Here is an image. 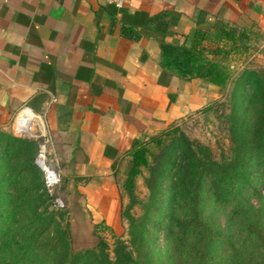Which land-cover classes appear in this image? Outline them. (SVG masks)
<instances>
[{
  "label": "crops",
  "instance_id": "0c3cea01",
  "mask_svg": "<svg viewBox=\"0 0 264 264\" xmlns=\"http://www.w3.org/2000/svg\"><path fill=\"white\" fill-rule=\"evenodd\" d=\"M220 22L264 34V0H0V134L27 110L25 136L48 135L61 185L92 222L112 226L130 150L221 96L160 67L159 42L188 45Z\"/></svg>",
  "mask_w": 264,
  "mask_h": 264
},
{
  "label": "trees",
  "instance_id": "16d2710c",
  "mask_svg": "<svg viewBox=\"0 0 264 264\" xmlns=\"http://www.w3.org/2000/svg\"><path fill=\"white\" fill-rule=\"evenodd\" d=\"M249 39L244 28L220 22L196 28L188 45L159 42L160 67L180 79L200 78L222 89L234 81L239 94L246 86L250 120L247 128L239 122L231 123L229 154L220 158L213 157L206 146L190 140L177 128L170 130L174 135L169 146L174 153L165 154L167 145L162 159L158 155L148 162L145 140L137 142L129 152L130 166L124 182L129 202L121 211V216L127 220L128 241L114 237L111 256L101 237H97L92 248L71 251L67 222L63 226H54L53 236L45 234L42 237L47 226L55 222L51 216L54 211L48 210V202L53 205L54 193L46 191L42 170L33 158L29 162L23 160L19 166L17 174L24 176L15 178L19 181L11 196L13 208L9 216H4L19 226L14 229L20 238L17 240V234L12 232L10 244L22 251L25 257L31 258L34 255L31 248L37 246L35 240L41 239L40 243L48 241L47 244L53 245V250L46 251L50 256L53 251L57 252L53 243H60L58 254L70 257L68 260L67 256L60 257L56 264H150L144 248L147 219L129 213L135 199L131 190L132 178L139 172L140 166H144L147 173L144 182L153 194L159 192L155 188L163 180L164 173L172 170L167 201L168 224L163 225V229L171 241L173 264H264V196L257 189L258 201H261L257 207L247 200H238L239 190L250 184L253 172L258 175L254 179L264 186V76L251 69H242L237 76H233L235 69L231 66L234 60L250 53ZM158 132L149 135L146 141L158 143ZM5 136L12 143L19 141L15 136ZM19 142L22 143L18 149L20 154L37 144L31 138ZM206 193L216 206L237 201L235 207L227 212L224 227L211 223L203 216ZM37 207L39 210H36ZM4 213L1 212V215ZM63 213L66 212L62 211L59 215ZM234 219L238 220L239 228L235 227ZM92 226L109 229L99 223H92ZM221 245L226 247V251L219 249ZM19 260L17 256L15 261Z\"/></svg>",
  "mask_w": 264,
  "mask_h": 264
},
{
  "label": "rangeland",
  "instance_id": "374dc122",
  "mask_svg": "<svg viewBox=\"0 0 264 264\" xmlns=\"http://www.w3.org/2000/svg\"><path fill=\"white\" fill-rule=\"evenodd\" d=\"M247 44L249 45L250 53L244 58L233 61L231 65L235 69L233 76H237L242 69L255 70L264 76V34L254 37L250 36ZM237 88L238 85L234 81H231L226 88L221 90V96L211 101L206 108L190 114L181 119L176 125L168 126L162 132L159 131L156 133V135H159L158 139H160L158 143L155 141H146V139L144 145L146 148L145 156L148 162L158 155H161L162 159L164 155L163 150L167 145L166 151L169 153L165 151V154L171 155V153H174L172 147L169 146V144H172V136L174 133H170V130L173 128H177L178 131L185 134L190 140L206 146L213 157L220 158L227 156L229 154V146L232 143L230 139L231 123L239 122L240 125L247 128L250 120V110L247 108V87H244L241 94L238 93ZM12 132V134H0V264H53L54 262L56 264L60 257L66 258L67 256L64 257L62 254H58L60 243H53L57 252L53 251L52 256H50L46 251L47 249L53 250V245L47 244L48 241L46 243H40L41 239L35 240L37 246L31 248L34 251V255L31 258L25 257L22 251L17 248L15 249L10 244L9 237L12 235V232L17 234L16 228L14 229V227L19 226L17 224L14 225L12 221L10 222L9 217L5 219L4 216H9L10 210L13 208L11 206V196L14 194L13 189L16 188V183L19 181L15 180V178H22L24 176L19 173L17 174V171L19 166L23 164L22 161L29 162L30 158H33L38 150V144H36L34 148L33 146L29 147L24 154H20L18 149L22 147V143L19 141L29 139L30 136H25L26 134H19L15 131ZM24 132L27 133L28 130ZM7 134L17 137L19 140L18 143L9 141L8 137L5 136ZM47 158L46 155V162L48 164ZM129 166L130 156L120 162L117 167L116 182L120 194L119 218H117L112 226H108L101 221L97 222L101 224V227L106 226L109 229H100L92 226L94 222H92V218L86 208L83 211L80 197L74 193L70 183H64L62 186L60 178L59 184L53 191L54 198L59 201V204L55 203L54 200L52 201L53 205L48 202V210L54 211V214L52 213L51 216L55 222L48 226L46 225L47 229L42 237L45 234L48 237L53 236L52 228L57 224L63 226L67 222L71 251L75 252L85 248H92L96 245L97 237H101L106 242V250L109 256H111L114 237H119L124 242L128 241V234L126 232L127 220L121 216V211L125 209L129 202L128 192L124 183ZM171 173V169L164 173L163 180L155 188V190L159 191L156 194L151 193L144 182V177L147 175L144 166H140L139 172L132 178L131 190L135 199L129 208V213L134 217H145L147 219L146 226L148 231L144 236V248L150 264H173L174 258L171 241L167 239L166 231L163 229V225L168 224L166 215L168 212L167 201L170 193L169 184ZM253 176L254 178L258 177L254 172ZM254 178H252L250 184L245 185L239 190L238 200H247L251 205L257 207L261 203L260 200L258 201L257 189L264 196V186ZM204 197L207 199H203V216L211 223L219 227H224L225 216L233 206L235 207L237 201H232V203L223 206H216V204L213 205L208 193ZM36 210H39V207ZM62 211L66 213L59 215ZM1 212L6 213L1 215ZM12 214L14 216L15 212ZM17 216L19 217V215ZM234 221L236 224L235 227L237 226L239 228L238 220L234 219ZM15 238L18 240L20 234H17ZM5 245L8 247H5ZM219 249L226 251L224 245H221ZM17 256L20 259L18 262L15 261ZM35 256L40 259H37ZM69 257L70 255L67 256L66 260Z\"/></svg>",
  "mask_w": 264,
  "mask_h": 264
},
{
  "label": "built area",
  "instance_id": "2783aa9c",
  "mask_svg": "<svg viewBox=\"0 0 264 264\" xmlns=\"http://www.w3.org/2000/svg\"><path fill=\"white\" fill-rule=\"evenodd\" d=\"M109 2L113 3L116 7H119L122 5L124 0H108ZM28 116L30 117L31 114L27 110H23L16 116L14 120V130L15 132L19 134H26L24 132L25 127L24 122L28 121ZM20 126V127H19ZM20 128H23L22 132H20ZM31 135V133L29 134ZM49 143L48 135L43 134L40 138V141L38 143V150L35 154L34 161L36 165L42 170L43 173V183L46 191L49 194H53L54 188L59 184L60 177L58 174V171L52 167H50L46 162V154H47V145ZM53 200L55 203L59 204L58 200L53 197Z\"/></svg>",
  "mask_w": 264,
  "mask_h": 264
},
{
  "label": "bare ground",
  "instance_id": "6f19581e",
  "mask_svg": "<svg viewBox=\"0 0 264 264\" xmlns=\"http://www.w3.org/2000/svg\"><path fill=\"white\" fill-rule=\"evenodd\" d=\"M31 117V116H30ZM30 117L28 116V121H25L24 122V126H22V127H25V129H24V131L27 129L28 130V132H27V134H29V128H30V130H31V123H30ZM20 127V126H19ZM23 128H20V132H22L21 130H22Z\"/></svg>",
  "mask_w": 264,
  "mask_h": 264
}]
</instances>
